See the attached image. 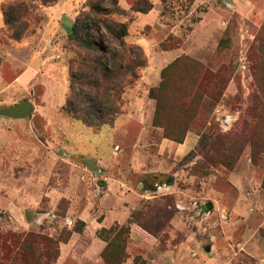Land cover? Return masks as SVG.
Returning a JSON list of instances; mask_svg holds the SVG:
<instances>
[{
	"label": "rangeland",
	"instance_id": "obj_1",
	"mask_svg": "<svg viewBox=\"0 0 264 264\" xmlns=\"http://www.w3.org/2000/svg\"><path fill=\"white\" fill-rule=\"evenodd\" d=\"M2 1L10 25L0 28V48L7 52L14 48L13 35H21L22 46L41 27V9L47 5L39 0ZM144 1L147 5L154 0ZM158 1V18L140 29L138 12L130 10L132 4L122 7L119 0H83L70 15L73 25L84 16L100 22L93 35L107 54L120 47L102 20L126 23L125 50L138 45L143 52L138 78L122 91L120 113L111 125L94 130L62 110L69 96L70 66L75 69L76 53L85 52L69 40L67 29L60 28L55 39L59 61L67 68L66 91L43 100L45 87L35 85L30 94L12 87L0 96V106L27 101L32 108L19 123L0 118V236L8 238L5 247H12L11 256L27 238L13 264H53L66 232L75 226L84 229L78 218L85 210L96 214L102 201L114 195L142 194L130 215L158 230L162 249L168 240L176 244L183 238L171 224L179 211L172 189L181 197L180 217L187 230L198 235L209 224H224L215 212L205 218L202 208L210 187H217L241 157L260 173L264 188V0H236L235 5V0ZM94 4L102 11L90 10ZM176 59L179 63L165 72L166 84L160 87L163 69ZM202 69L210 72L201 82L209 85L208 91L204 86L191 99L190 81L201 77ZM185 128L186 134L198 137L190 151L174 155L165 148L159 153L165 135L178 139ZM85 162L101 172H92ZM169 176L174 179L171 190L148 192L145 182L164 183ZM11 203L18 209L13 214L6 211L14 207ZM28 236L39 237L42 244L30 245ZM241 262L250 264L247 257Z\"/></svg>",
	"mask_w": 264,
	"mask_h": 264
},
{
	"label": "crops",
	"instance_id": "obj_2",
	"mask_svg": "<svg viewBox=\"0 0 264 264\" xmlns=\"http://www.w3.org/2000/svg\"><path fill=\"white\" fill-rule=\"evenodd\" d=\"M82 1L60 0L56 4L43 6L41 9L43 23L30 37L22 40L24 45L20 46L18 41H15L14 48L10 51L3 52L0 48V96L12 87L30 94L29 89L35 85L45 87L43 100H47L50 94L53 97V94L57 96L56 94L61 91L62 93L66 91L67 68L59 61L55 39L60 35V28L62 29L59 20L61 21L63 16L69 19L70 15H75ZM133 2L119 0L121 6L127 8ZM3 3L5 1L0 0V28L4 27L1 10ZM236 3L235 0L234 5ZM159 10L160 2L154 0L148 13H138V28L154 23ZM9 120L13 123L23 121ZM18 126L25 127L22 124ZM197 139L198 137L191 132L186 134L182 143L162 139L159 153L167 148L174 155L185 154L196 145ZM154 177L157 179L158 176ZM260 181V173L247 164L246 158L241 157L234 170L225 175L217 187H210L207 191L206 205L204 204L202 208L203 212L224 208L228 212V221L219 228L209 224L206 232L198 235L187 230L185 221L180 217L184 213L180 205L181 197L172 189L174 179L171 181L168 178L164 183L158 184H153V181L145 182L146 188L155 189L154 192L172 189V195L178 198L175 202L179 211L171 220V224L175 231L183 233V238L176 244L170 239L161 249L154 237L132 224L125 249L127 258L122 264H135V257L141 258L144 264H244L241 262L242 257H247L250 264H264V188H261ZM106 195L111 198L110 194ZM142 197V194L130 191L123 196L114 195L111 201L108 198L104 199L94 215L85 210L88 213L78 218L84 223V229L72 233L66 243L59 245L54 264H105L100 254L106 243L97 237V232L114 224H125L132 208ZM11 206H14V209L7 208L6 211L11 214L17 212L16 204L11 203Z\"/></svg>",
	"mask_w": 264,
	"mask_h": 264
},
{
	"label": "trees",
	"instance_id": "obj_3",
	"mask_svg": "<svg viewBox=\"0 0 264 264\" xmlns=\"http://www.w3.org/2000/svg\"><path fill=\"white\" fill-rule=\"evenodd\" d=\"M39 1L43 3L42 5L45 4L49 6L54 4L57 0ZM144 3V0H135L131 5L130 10L146 14L152 9V4L148 2L147 5L145 3V7H141ZM8 8L11 7L9 6ZM90 10L95 13L102 11L98 4L90 5ZM2 14L4 23L6 25H10V23L7 22L5 13L2 12ZM88 22L92 24L89 25ZM97 23L100 22L84 16L81 21L80 19H77L72 29L68 30L69 40L75 42L77 46L84 49L85 52L82 54L77 52L76 58L72 61V63L76 64L77 67L73 69V67L70 66L69 96L62 108L67 115L71 116L73 119L81 121L84 125L91 127L94 130H99L103 126L111 125L114 122L115 118L120 113V95L126 86L131 85V83L138 78L137 70L144 62V55L140 46L133 45L125 50L126 48L123 39L127 35L126 23L109 24L105 20H102L101 23L104 28L118 41V45L120 47V51L109 54L96 44L93 29L96 28L95 24ZM20 38V34H15L12 37L15 41H19ZM104 55L107 56L106 59H104ZM179 61L180 59H176L173 63L163 69L161 73L162 80L159 85L160 87H164L166 84L164 79L165 72H167V70L171 67H175ZM207 75L209 76L210 72L207 69H202L201 77L191 79L190 85L192 88L190 92H188L190 94L188 97H191V99L196 98L201 94V89H203L204 86L208 91L207 87H209V85L201 83L205 80ZM217 75L218 74L215 73V76ZM154 121H157V109L154 115ZM185 129L178 139L168 135H165L164 138L177 143H182L186 132L188 131V129ZM169 216L170 219L168 222L172 218L171 215ZM78 223L82 227L84 226L83 222L79 221ZM132 224L137 225L142 231L149 236L154 237L158 241V230L152 229L151 226L143 224L141 221L137 220L132 213L125 224H114L107 229L101 228L97 232V237L106 243L105 248L100 254V257L105 264L124 263L127 258L125 249L130 232V226ZM80 231L81 229L76 226L74 229L68 230L62 239V243H66L72 233ZM28 237L30 241L27 242H29L30 245L40 246V243L42 244V239L39 237ZM26 239L27 238L22 239V242L18 244V253L14 252L11 256L10 249L12 247H10V249L5 247L6 244H9L8 238L0 236V264H13V260L18 257L19 254L21 255V249L25 250ZM44 240L48 242V240ZM49 242L50 244L56 245L58 243L57 241ZM57 256L58 251L56 252V256L52 262L53 264L55 263ZM39 257H41V254H39ZM44 258L47 259L45 256ZM134 263L144 264L139 257H135Z\"/></svg>",
	"mask_w": 264,
	"mask_h": 264
},
{
	"label": "water",
	"instance_id": "obj_4",
	"mask_svg": "<svg viewBox=\"0 0 264 264\" xmlns=\"http://www.w3.org/2000/svg\"><path fill=\"white\" fill-rule=\"evenodd\" d=\"M227 2L231 3L232 0H226ZM61 27L63 29L71 30L73 27V24L70 19L63 16L61 19ZM32 108L30 104L27 101H21L17 104H14L12 106L7 107H1L0 108V118H7L12 120H23L28 118L29 114L31 113ZM87 168H89L94 173H99L100 170L98 168L88 162L84 163ZM155 178V177H154ZM171 181L173 180L172 176L168 177ZM170 184V183H169ZM155 189H149L148 192H154Z\"/></svg>",
	"mask_w": 264,
	"mask_h": 264
},
{
	"label": "built area",
	"instance_id": "obj_5",
	"mask_svg": "<svg viewBox=\"0 0 264 264\" xmlns=\"http://www.w3.org/2000/svg\"><path fill=\"white\" fill-rule=\"evenodd\" d=\"M212 212L217 213V219H218L219 222H221V223L227 222V220H228V212L224 208H216V209H213L211 211L204 212L203 216L205 218H207V217H209V216H211L213 214Z\"/></svg>",
	"mask_w": 264,
	"mask_h": 264
}]
</instances>
